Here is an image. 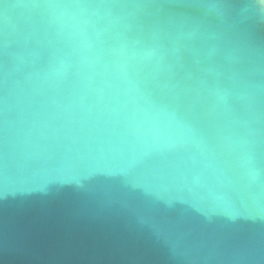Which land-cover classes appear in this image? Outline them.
Segmentation results:
<instances>
[{"label":"water","instance_id":"water-1","mask_svg":"<svg viewBox=\"0 0 264 264\" xmlns=\"http://www.w3.org/2000/svg\"><path fill=\"white\" fill-rule=\"evenodd\" d=\"M0 264H264V0H0Z\"/></svg>","mask_w":264,"mask_h":264}]
</instances>
